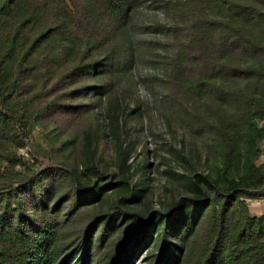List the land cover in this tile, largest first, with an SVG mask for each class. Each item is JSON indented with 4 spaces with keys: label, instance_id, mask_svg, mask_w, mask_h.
Masks as SVG:
<instances>
[{
    "label": "trees",
    "instance_id": "obj_1",
    "mask_svg": "<svg viewBox=\"0 0 264 264\" xmlns=\"http://www.w3.org/2000/svg\"><path fill=\"white\" fill-rule=\"evenodd\" d=\"M85 5L95 19L54 8L60 19L48 22L25 0H0V122L21 139L35 122L85 133L91 95L105 89L108 71L130 62L117 35L131 1ZM183 28L172 55L183 73L174 95L191 129L219 144V163L214 173L190 175V192L168 208L150 264H264V213L249 214L245 203L264 196V161L254 162L264 138V0H228L226 16L194 13ZM30 156L0 178V264H132L142 225L151 223L117 222L134 187L121 179L125 195L95 212L87 200L108 184L96 164L69 166L57 148L40 145Z\"/></svg>",
    "mask_w": 264,
    "mask_h": 264
},
{
    "label": "rangeland",
    "instance_id": "obj_2",
    "mask_svg": "<svg viewBox=\"0 0 264 264\" xmlns=\"http://www.w3.org/2000/svg\"><path fill=\"white\" fill-rule=\"evenodd\" d=\"M25 1L48 22L60 19L54 8L70 12L77 21L98 16L85 0ZM130 1L132 8L117 35L130 46V62L122 72L108 71L105 89L91 95L85 133L35 122L26 139H21L11 126L0 122V178L22 170L23 163L31 160V150L40 145L57 148L58 159L69 166L79 168L91 162L105 174L108 184L87 200L95 212L112 210L115 199L127 191L122 180L128 181L135 194L123 200L127 212L117 222L131 220L137 228L138 220L151 221L142 225L141 231L147 229V233L132 263L150 264L168 208L190 192V175L214 173L219 163L217 141L207 130L191 129L186 110L175 98L174 90L183 79L179 65L172 61L175 42L184 38L183 26L194 13L226 16L228 0ZM257 145L262 152L255 163L264 161V138ZM245 203L249 214L264 213V196L245 198ZM176 264H183L182 260Z\"/></svg>",
    "mask_w": 264,
    "mask_h": 264
}]
</instances>
